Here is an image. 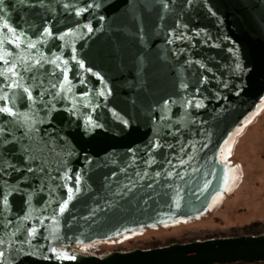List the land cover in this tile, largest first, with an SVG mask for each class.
I'll use <instances>...</instances> for the list:
<instances>
[{"label": "water", "instance_id": "95a60500", "mask_svg": "<svg viewBox=\"0 0 264 264\" xmlns=\"http://www.w3.org/2000/svg\"><path fill=\"white\" fill-rule=\"evenodd\" d=\"M0 41V264L264 261V233L67 249L232 180L218 151L264 93V0H0Z\"/></svg>", "mask_w": 264, "mask_h": 264}, {"label": "rangeland", "instance_id": "374dc122", "mask_svg": "<svg viewBox=\"0 0 264 264\" xmlns=\"http://www.w3.org/2000/svg\"><path fill=\"white\" fill-rule=\"evenodd\" d=\"M259 100L219 148L218 160L230 166L232 180L212 195L207 213L184 221L189 223L185 228L176 227L174 219L165 226L138 228L114 239L76 248L81 252L106 254L184 241L194 236L219 237L249 226L250 231L264 233V93Z\"/></svg>", "mask_w": 264, "mask_h": 264}, {"label": "flooded vegetation", "instance_id": "af4514ba", "mask_svg": "<svg viewBox=\"0 0 264 264\" xmlns=\"http://www.w3.org/2000/svg\"><path fill=\"white\" fill-rule=\"evenodd\" d=\"M232 173V171H231ZM200 212V213H199ZM208 212V205L205 207V208H202L200 211L196 212V213H193V214H190V215H187V216H179V217H176V218H173L171 220H168V221H165V222H162V223H156V224H151V225H148V226H140V227H136L134 229H138V228H148V227H158V226H165L167 224H169L172 220L174 221V219H176V223H175V226L180 228V227H183L185 228V225H189V223H183L184 221H188L189 219H192L193 217H197V216H200L202 213H207ZM181 228V229H183ZM133 229V230H134ZM130 231V230H129ZM128 232V231H127ZM238 231L236 230H232L231 232L225 234V235H221L219 237H228V236H237L235 234H238L237 233ZM208 238H213V237H207V236H204V237H201V236H194L193 238L191 239H188V240H184V241H180V240H176V241H173V242H177V243H184V242H189V241H193V240H204V239H208ZM172 242V243H173ZM163 246V245H162ZM67 249H70V250H74L76 252H81L83 250H79L78 248L76 247H68Z\"/></svg>", "mask_w": 264, "mask_h": 264}, {"label": "trees", "instance_id": "16d2710c", "mask_svg": "<svg viewBox=\"0 0 264 264\" xmlns=\"http://www.w3.org/2000/svg\"><path fill=\"white\" fill-rule=\"evenodd\" d=\"M250 228H251V226H249V227H245V228H243L240 232H237L238 234H235V235H250V234H252V235H257V234H260V233H261L260 231H250ZM132 230H133V229H132ZM132 230H130V231H128V232H124V233H122V234H120V235H117V236L114 237V238H117V237L123 236V235H125V234L131 232ZM114 238H113V239H114ZM172 242H173V241H172ZM93 243H94V242H93ZM93 243H92V244H93ZM169 243H170V242H169ZM169 243H164V244H160V245H156V246L167 245V244H169ZM85 245H86V244H85ZM82 246H84V245H80V246H78V247H82ZM156 246H148V247H144V249L151 248V247H156ZM96 250H98V249H96ZM259 263L264 264V261L254 262V263H246V262H242V261L235 262V264H259Z\"/></svg>", "mask_w": 264, "mask_h": 264}, {"label": "snow or ice", "instance_id": "6c2138e0", "mask_svg": "<svg viewBox=\"0 0 264 264\" xmlns=\"http://www.w3.org/2000/svg\"><path fill=\"white\" fill-rule=\"evenodd\" d=\"M5 26H7V25H5ZM0 43H2V41H0ZM3 97H0V99H2ZM0 111H5V112H7V111H9V109H7V108H3V109H0Z\"/></svg>", "mask_w": 264, "mask_h": 264}, {"label": "built area", "instance_id": "2783aa9c", "mask_svg": "<svg viewBox=\"0 0 264 264\" xmlns=\"http://www.w3.org/2000/svg\"><path fill=\"white\" fill-rule=\"evenodd\" d=\"M83 253H92V254L97 255V256H101V255H103V254H95V253H93V252H83Z\"/></svg>", "mask_w": 264, "mask_h": 264}]
</instances>
